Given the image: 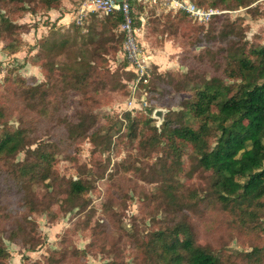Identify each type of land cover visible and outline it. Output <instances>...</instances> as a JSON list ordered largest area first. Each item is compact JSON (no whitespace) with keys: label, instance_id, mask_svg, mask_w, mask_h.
I'll return each instance as SVG.
<instances>
[{"label":"trees","instance_id":"16d2710c","mask_svg":"<svg viewBox=\"0 0 264 264\" xmlns=\"http://www.w3.org/2000/svg\"><path fill=\"white\" fill-rule=\"evenodd\" d=\"M191 1L203 7L237 9L255 0ZM145 5L150 4L131 0L136 23L143 16L141 10ZM60 7L61 0H0L1 52L9 56L25 44L21 34L31 25L19 21L24 14ZM245 10L250 18L260 13L255 7ZM105 15L102 20H91L82 35L92 43L93 53L91 62L83 67L59 65L53 54H46L40 65L45 80L36 85L12 76L13 68L5 69L0 94V264L9 256L1 235L33 248L39 243L33 214L49 211L51 203H56L59 211L84 204L88 182L81 177L63 181L58 176L53 163L59 145L51 140L43 141L37 127L48 125L50 112L57 113L58 102L65 100L68 92L84 94L104 84L109 74L105 55L118 48L120 51L123 42L122 32H115L121 14L114 11ZM216 17L209 21L206 31L192 26L183 31L188 34L187 41L203 45L194 55L200 58L197 61H203L206 55L212 71H205L202 76L188 72L180 78L182 85L192 82L191 94L182 100L179 111L165 115L160 132L150 126L149 116L138 118V122L152 130H142L138 144L148 141L154 147H161L162 161L154 164L156 169L150 174H155L153 217L160 214L162 218L156 220L154 230L134 238L133 261L122 262L113 253L111 260L102 264H264V243L258 236L262 230L260 218L264 216V43L261 33L247 37L249 25L244 17ZM164 19L170 21L165 23L166 30L172 24L188 26L189 21L195 22L186 13L171 10H165ZM45 46L47 36L38 38L37 51L40 53ZM182 55L184 52L179 57ZM149 68V80L141 88L152 104L157 93L156 79L161 81L165 74L157 73L152 63ZM168 74L178 75L171 71ZM129 80L127 76L117 84L125 97ZM11 88H17L12 92L20 94L21 106L13 107L14 102L3 101H7ZM14 109L18 120L15 127L8 124ZM129 112L123 111L122 116L129 122L128 133L136 137V122L134 119L130 122ZM135 113L144 115L142 110ZM53 121L55 125L56 121L61 123L57 127L65 126L62 138L79 133L81 138H89L94 147L98 146V131L91 130L94 125L91 114L78 112L77 120L69 126L60 115ZM186 147L191 149L195 163L184 170L182 155ZM21 151H24L23 159L15 160ZM121 167L127 169L125 164ZM197 168L207 180L202 191L179 178L181 172L190 175ZM62 183V192H57L56 187ZM34 185H42L44 193H36ZM115 194L114 189L108 202ZM211 208L220 212L238 235L250 239L249 250L232 252L224 248L225 244L214 247L197 241L193 222ZM113 247L111 244L109 250ZM61 256H66L65 250L49 255L44 264L57 263Z\"/></svg>","mask_w":264,"mask_h":264},{"label":"rangeland","instance_id":"374dc122","mask_svg":"<svg viewBox=\"0 0 264 264\" xmlns=\"http://www.w3.org/2000/svg\"><path fill=\"white\" fill-rule=\"evenodd\" d=\"M85 1L61 0V7L57 10H39L35 14H24L19 19L20 22L31 26L21 34L25 44L16 52L17 54L21 52L20 54L7 56L0 50V94L6 67L13 68L12 76H18L36 85L45 80L40 65L46 54H53L54 61L59 65L79 68L83 67L84 63L91 62L92 43L82 35L91 20H102L106 15ZM81 6L84 10L80 12ZM216 8L221 11L214 14L211 19L215 16L228 19L238 16L249 18L245 8ZM141 11L145 24L139 32L138 40L143 52L148 56L149 64L152 63L156 72L165 76L161 81L156 79L158 86L154 95L155 102L152 104L148 102L149 106L145 109L136 108L142 110L144 115H135L136 110L133 113L129 112L130 122L132 119L136 122V137L130 136L129 122L122 116V112L125 111L123 109L125 96L117 84L119 82L121 84L130 73L124 69L125 61L121 58L118 48L115 52L105 55V67L109 74L98 90L84 94L68 92L66 99L58 102L57 113L50 112L48 125L37 127V133L42 136L43 141L51 140L59 145L53 163L58 176L63 181L81 177L88 182L89 189L84 204L59 211L58 205L51 203L49 211L33 214L32 219L36 222L34 232L39 240L33 248L1 235V241L9 254L3 264H44L46 257L63 250L66 251V256L59 257L57 263L52 262L53 264H102L111 260L113 253L117 255L118 260L128 263L133 261L134 238L145 236L154 230L156 220L162 218L160 214L153 217L156 207L152 193L155 188V174H150L156 169L153 168L154 164L162 161L159 152L161 147H154L148 144V141L144 144L139 141L138 144L142 130L152 131L138 122V118L144 119L149 116L150 126L160 132L165 115L170 111H179L182 100L191 94L189 88L192 82L182 85L183 83L179 82L180 78L188 72L202 76L205 71L207 73L212 71L206 55L203 61H197L199 57L196 58L194 55L203 48V45H193L195 42L187 41L188 34L183 33L191 26L202 27V30L206 31L211 19L205 23L189 21L188 26H184L186 23L180 26L171 23L172 26H168L170 29L166 30L165 23L170 21L164 19L165 10L162 6L145 5ZM79 13L83 15L81 22H77ZM262 29L263 25L257 31ZM115 32H120L118 27ZM246 35L249 38V32ZM46 36L47 46L39 53L37 39ZM1 44L0 42V47ZM182 52L184 55L179 57ZM169 71L178 75L170 76ZM196 79L199 80L198 77ZM13 90L17 88L9 89L7 101H3L9 104L14 102L13 107L19 104L21 106L20 94H14ZM156 109L162 110L161 122L158 117L153 116ZM78 112L93 116L94 125L91 130L98 131L97 147H94L89 138H81L79 133L62 138L66 133L65 126L57 127L61 124L59 121L54 124L53 120L60 115L63 123L69 126L77 120ZM16 115L17 110L14 109L12 117L8 120L10 126L15 127L18 124ZM34 146L35 144L31 145ZM23 157L24 151H21L15 160H22ZM182 161L184 170L192 168L195 163L189 147L185 148ZM122 164H125L127 169L122 168ZM179 178L187 185L200 189L199 191H202L207 183L205 175L198 168L192 170L190 175L181 172ZM63 186V183L57 186V192H62ZM43 188L42 185L33 186L39 195L44 193ZM114 189L117 190V194L108 202ZM212 209L215 208L196 217L193 222L197 241L214 247L225 244L224 248L232 252L249 250L250 239L238 235L227 225L223 215ZM260 221L262 230L258 236L264 243V216ZM111 244L114 247L109 250ZM73 251H76L74 256Z\"/></svg>","mask_w":264,"mask_h":264},{"label":"built area","instance_id":"2783aa9c","mask_svg":"<svg viewBox=\"0 0 264 264\" xmlns=\"http://www.w3.org/2000/svg\"><path fill=\"white\" fill-rule=\"evenodd\" d=\"M150 5H160L164 10L179 11L186 13L194 21L207 22L218 13V8L203 7L191 0H141ZM90 6L100 9L104 14L118 11L122 20L119 30L123 34V42L120 48V56L125 61L124 69L129 71L128 95L125 97L123 109L134 112L136 108L145 109L149 106L145 90L141 88L148 82L150 77V64L148 56L143 52L142 45L138 40L139 32L144 26V17L139 16L138 23L134 20L131 11V0H86ZM84 8L81 6V11ZM82 13L77 16V22L82 21Z\"/></svg>","mask_w":264,"mask_h":264},{"label":"crops","instance_id":"0c3cea01","mask_svg":"<svg viewBox=\"0 0 264 264\" xmlns=\"http://www.w3.org/2000/svg\"><path fill=\"white\" fill-rule=\"evenodd\" d=\"M252 7H255L256 10H258L260 13L258 15H256L254 18L249 17L248 19H245V22L248 23V25H249V31L248 32L250 35L252 33H261V36H262L261 42L264 43V0H255L251 3H248L247 6L240 7V8L246 9V8H252ZM247 16H249L248 12H247ZM262 25H263V29L258 32L257 29ZM39 36L40 35H38V37ZM20 53H18V54H20ZM16 54H15V56H16Z\"/></svg>","mask_w":264,"mask_h":264},{"label":"water","instance_id":"95a60500","mask_svg":"<svg viewBox=\"0 0 264 264\" xmlns=\"http://www.w3.org/2000/svg\"><path fill=\"white\" fill-rule=\"evenodd\" d=\"M153 116H154V117H158V118H159V122H161V118H162V110H160V109H156V110H154Z\"/></svg>","mask_w":264,"mask_h":264}]
</instances>
